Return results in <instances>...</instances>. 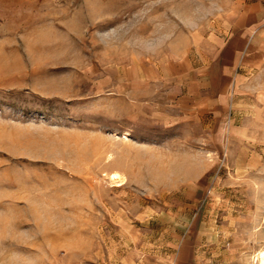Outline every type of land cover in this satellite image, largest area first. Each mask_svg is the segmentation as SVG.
<instances>
[{
  "label": "rangeland",
  "instance_id": "obj_1",
  "mask_svg": "<svg viewBox=\"0 0 264 264\" xmlns=\"http://www.w3.org/2000/svg\"><path fill=\"white\" fill-rule=\"evenodd\" d=\"M255 3L0 0V264H261Z\"/></svg>",
  "mask_w": 264,
  "mask_h": 264
},
{
  "label": "crops",
  "instance_id": "obj_2",
  "mask_svg": "<svg viewBox=\"0 0 264 264\" xmlns=\"http://www.w3.org/2000/svg\"><path fill=\"white\" fill-rule=\"evenodd\" d=\"M263 2L264 0H258V3L250 5L249 10H247L242 19L238 21L236 29L242 34L241 38L247 36L252 38L253 35L261 29V27L256 26V24L258 22H264ZM156 264H198V260L195 256L180 254L178 256L170 257V259L167 260H160Z\"/></svg>",
  "mask_w": 264,
  "mask_h": 264
},
{
  "label": "bare ground",
  "instance_id": "obj_3",
  "mask_svg": "<svg viewBox=\"0 0 264 264\" xmlns=\"http://www.w3.org/2000/svg\"><path fill=\"white\" fill-rule=\"evenodd\" d=\"M110 180L112 183L116 185H121V183H123V177L120 176L118 173L111 175ZM260 261H261V264H264V252H262L260 255Z\"/></svg>",
  "mask_w": 264,
  "mask_h": 264
}]
</instances>
